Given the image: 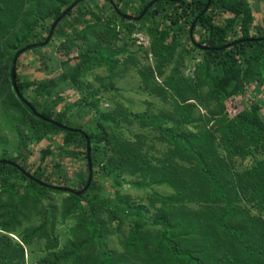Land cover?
<instances>
[{"label": "trees", "instance_id": "16d2710c", "mask_svg": "<svg viewBox=\"0 0 264 264\" xmlns=\"http://www.w3.org/2000/svg\"><path fill=\"white\" fill-rule=\"evenodd\" d=\"M77 1L44 0L43 3L39 0H11L9 5L0 8V18L25 5L34 8L24 14V25L22 23L19 32L10 35L9 39L4 33L8 29L0 26V59L7 56L5 65L0 61V104L13 107L21 114V120L27 124L30 122L31 139L36 143L57 133L63 134L62 142L66 146L63 150L72 160L79 156L86 159L87 137L93 172L89 189L76 196L73 192L52 191L40 186L16 169L0 164V199H7V203L0 205L1 264L9 250L16 253L10 255V260L24 264L22 248L15 246L9 235H20L17 232L20 228L17 222L19 211L36 209L47 201L49 193L68 196L64 201L63 215H70L73 221L68 231L71 238L64 249L54 254L45 253L38 264H264V116L258 102L233 117L225 107L232 97L243 95L246 87L254 86L257 91L264 88V23L254 25L251 0H209L204 15L201 13L208 0L158 1L137 23L151 39L152 55L159 60L156 68L147 67L149 81H152L148 86H151L150 96L164 105L170 103V110L158 117L147 112L129 116L142 131L156 135L157 146L144 134L135 135L133 141H126L125 145L119 144V139L107 134L102 125H96L99 133L98 129L93 133L84 131L82 135L60 130L35 118L16 98L11 82L12 61L16 53L32 44L28 52L41 48L37 45V38L31 35L33 31L50 32L51 26L46 30V22L52 25ZM104 1L112 8L109 0ZM152 1L120 0L121 7L114 6L123 15L129 8L140 15ZM87 6L91 11L84 12ZM93 10H98L95 0L78 3L56 26L53 35L66 36L68 31L79 27L83 28L82 33L92 30L101 21ZM220 14L225 18L218 19ZM112 15L106 19L108 25L132 22L123 20L114 10ZM87 17L93 20L92 25H89ZM194 22L192 39L194 41L198 35L202 41L200 45L207 49L205 51L195 48L189 38L190 26ZM60 49L68 54L71 48L69 44H63ZM177 50L192 59L199 58L194 65L193 77L184 79L176 69L163 81V85H158L154 71L162 76V67ZM71 63L74 68L65 79L77 86L80 85L79 77L87 69L105 67L111 72L113 61L106 51L90 47L61 65ZM17 80L16 77V88L22 97L25 90L33 89L35 97L50 98L55 88L54 82L20 84ZM211 101H214V110L205 116L197 114L199 106ZM29 103L37 110L38 104ZM52 106L36 112L46 120L65 126L62 122L64 115L54 116L51 110L48 111ZM100 119V123L107 124L110 130L111 125L116 124L108 115ZM199 122L212 127L197 133L185 129ZM130 124L127 122L128 126ZM26 148L25 143L19 141L18 157L0 158V161L17 164L36 181L46 185L49 178L42 179L40 169L29 172L25 163L29 157ZM81 149L84 151L82 155ZM247 159L251 160L249 168L237 166L238 162ZM94 171L102 173L118 186L122 185L120 179L125 175L124 178H137L134 182L126 181L132 188L165 187L171 194L153 195V203L159 206L149 225L143 221V208L130 203L129 197L116 191L114 198L103 195L93 181ZM77 177L80 184L85 185L81 174ZM99 210L106 213L108 219L100 220L97 216ZM121 213L131 222L129 232L123 235L126 237L124 243L122 241L124 255L117 260L111 252L103 250L98 255L101 259L93 257L95 249L105 248L101 232L108 229L107 223H125L121 222ZM45 225L46 220L42 218L40 227L32 231L31 237ZM27 242L23 238L22 243ZM46 242L49 245L48 239ZM53 244L56 245L55 240Z\"/></svg>", "mask_w": 264, "mask_h": 264}, {"label": "rangeland", "instance_id": "374dc122", "mask_svg": "<svg viewBox=\"0 0 264 264\" xmlns=\"http://www.w3.org/2000/svg\"><path fill=\"white\" fill-rule=\"evenodd\" d=\"M39 1L44 3V0ZM112 1L114 5L121 7L120 0ZM10 2L11 0H0V8L9 5ZM249 4L254 18V25H262L264 23V0H251ZM95 6L98 7V10L93 11L101 18L100 24L96 25L95 28L82 33L81 29L83 28L79 27L68 31L66 36L53 35L46 46H41L35 51H27L18 58L16 77L20 84L29 82L48 84L54 82L55 85L50 98H37L33 89H27L23 92V99H26L28 103L38 104L37 110L39 112L44 111L47 106L53 105L48 111L51 110L54 116L64 115L62 122L70 129L93 133L98 129L96 125H102L107 134L111 133L114 138H118L122 142L118 140L119 144L125 145L127 144L126 141H133L135 135L144 134L148 141L157 146L156 135L151 134L149 131H142L138 127V123L129 116L147 112L149 115L158 117L160 113L170 110V103L164 105L157 98L151 97L149 93L151 86L150 88L148 86L151 85L152 81H149L147 67L156 68L159 61L158 58L156 59L152 55V41L145 30L137 25L138 22H115V26L108 25L106 19L112 15L113 8L109 7L104 0H95ZM36 8L38 9V5ZM33 9L29 5H25L17 11H7L6 13H10L0 18L2 29H8L4 30V33L8 34V37L5 35L6 39H9L10 35L19 32V26L24 22V14ZM100 9H103L101 13ZM88 11H91V7L87 6L84 12ZM124 15L132 18L140 16L132 8L127 9ZM224 18V15H218V19ZM86 20H88L89 25L94 23L90 17H87ZM46 26L47 30L51 25L46 22ZM127 27H131V29L128 30ZM48 34L49 32L46 31H33L31 35L35 39L37 38V45H41L45 42ZM194 41L199 45L202 43L198 35L194 37ZM63 44H69L71 49L68 54L65 50L60 49ZM90 47H96V49L108 53L113 61L111 72L105 67H91L79 77L80 85L74 86L65 79L72 72L73 63L65 66H62L61 63L67 59L75 58L78 52L87 50ZM6 60L7 56L0 59L2 65L6 64ZM198 62L199 58L197 56L192 59L182 54L181 50H177L169 58L167 64L162 67V76H158L154 71L155 83L163 85V81L176 69H178L182 78H191L194 75V65ZM62 77L65 80H62ZM256 102L259 103L261 115L264 116V88L257 91L254 86H249L245 88L243 95H237L228 100L225 107L229 116L233 117ZM213 106L214 101L205 103L199 106V113L197 114L205 116L209 111L214 110ZM37 110L35 109V111ZM107 115L116 122V124L111 125V130L107 124L100 123V117ZM194 118H196V115H194ZM129 121L131 122L130 126L127 125ZM211 127L212 125L208 126L206 122H199L185 129L191 133H197L211 129ZM31 136L30 122L27 124V122L21 120V114L13 107L0 104V158L14 159L18 157V143L23 141L29 155L25 163L28 164L30 173L40 169L42 179L49 178L46 179L47 186L68 189L73 193L80 192L85 185L80 184L77 175L81 174V180L86 184V159L79 156L77 160H72L66 155L63 150L66 146L62 142L64 137L61 133L46 137L40 143H36L34 139H31ZM80 152V155H82L83 149ZM45 153H48V155H45ZM237 166L239 168H249L251 160L238 162ZM94 173L95 179L93 181L97 183L103 195L114 198L118 192L120 195L129 197L130 203L143 208L145 213L143 221H146L149 225L153 222L156 209L159 206L157 203H153V195L162 197L171 194V191L165 187H151L149 189L130 187L126 181L134 182L137 180L136 177L127 176V178H124V175L120 179V181H123L122 185L118 186L102 173L96 171ZM115 191L116 193H114ZM67 198L68 196L63 193H49L47 201L38 205L36 209L19 211L20 215L17 222L20 228L17 232L20 235L14 233L9 236L12 238L10 241L15 246L22 248L24 264H38L40 257L44 256L45 253L54 254L56 251L65 248L67 240L71 238L68 232L69 227L73 224L70 215H63L64 201ZM6 200L1 198L0 205L7 203ZM39 212L43 214L40 215ZM97 216L102 221L108 219L107 214L102 213L100 210ZM121 217V222L125 223L108 222L107 227L109 230L106 228L102 230L101 235L105 248L95 249L93 257L101 259L99 256L103 250L111 252L117 260L124 255L122 241L124 243L126 237L123 235L129 232L131 222L123 213H121ZM42 218L46 220L45 227L42 226V230L36 236L31 237L32 231L40 227ZM23 230H25V233L22 234ZM23 238L28 241V244L22 243ZM46 239L50 242L49 245ZM54 240L56 245L53 244ZM13 250L17 249L13 247ZM6 254V260L2 264H19L16 260L9 259L10 255L16 254L14 251H6ZM1 255L0 253V259ZM66 264H70V262Z\"/></svg>", "mask_w": 264, "mask_h": 264}, {"label": "water", "instance_id": "95a60500", "mask_svg": "<svg viewBox=\"0 0 264 264\" xmlns=\"http://www.w3.org/2000/svg\"><path fill=\"white\" fill-rule=\"evenodd\" d=\"M83 0H78L76 3H73L70 7H68L61 15L58 19H56L53 24L51 25V28H50V32L48 34V37L46 38L45 42L43 44H41V46H46L49 42H50V39L53 35V32L56 28V26L65 18V16L71 12L78 3L82 2ZM158 1H164V0H154L152 1L151 3H149L147 5V7L142 11V13L140 14V16L138 18H132L130 16H126V15H123L121 14L120 11H118L117 8H115L112 0H109V3L110 5L112 6L113 10L115 11V13L121 17L123 20L125 21H133V22H139L144 16L145 14L147 13V11L151 8V6L158 2ZM209 7V0L207 2V5L206 7L204 8L203 12L201 13V15H204L206 12H207V9ZM195 24L196 22L192 23V25L190 26V30H189V38L191 40V43L193 44V46L201 51H205L207 49L203 48L201 45L199 44H196L195 41H193L192 39V34H193V30H194V27H195ZM264 40V39H262ZM260 41V40H259ZM30 48H32V46L30 47H27V48H24L22 50H20L19 52L16 53L13 61H12V69H11V82H12V88L14 90V93L16 94V98L26 107L29 109L30 113L37 119H40L42 121H45L55 127H57L58 129L60 130H63V131H66V132H71V133H78L80 135H82V132L79 131V130H73V129H69L61 124H58V123H55L54 121H50V120H46L44 119L43 117H41L40 114H38L32 107L31 105L24 101V99L22 98V96L18 93L17 91V88H16V63H17V59L19 56H21L22 54L26 53ZM227 48V47H225ZM86 140V163H87V169H88V176H87V181H86V184H85V187L78 193H74L76 196H81L82 194H84L90 187L91 185V182H92V175H93V172H92V167H91V161H90V143H89V140L88 138L86 137L85 138ZM0 164H5V165H8L14 169H16L19 173H21L26 179L30 180V181H34V182H37L39 183L40 186H43V187H47L49 188L50 190L52 191H63V192H69L71 193L72 191L71 190H68V189H63V188H54V187H49V186H46L38 181H36L33 177H31L28 173H26L20 166H18L17 164L15 163H12L10 161H0Z\"/></svg>", "mask_w": 264, "mask_h": 264}, {"label": "flooded vegetation", "instance_id": "af4514ba", "mask_svg": "<svg viewBox=\"0 0 264 264\" xmlns=\"http://www.w3.org/2000/svg\"><path fill=\"white\" fill-rule=\"evenodd\" d=\"M23 98V97H22ZM24 101H26V100H24ZM27 102V101H26ZM39 114V113H38Z\"/></svg>", "mask_w": 264, "mask_h": 264}]
</instances>
